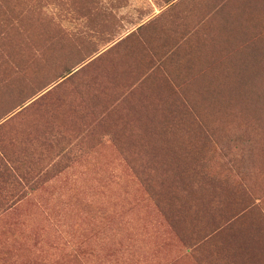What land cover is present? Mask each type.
Wrapping results in <instances>:
<instances>
[{"label":"rangeland","instance_id":"obj_1","mask_svg":"<svg viewBox=\"0 0 264 264\" xmlns=\"http://www.w3.org/2000/svg\"><path fill=\"white\" fill-rule=\"evenodd\" d=\"M130 1L111 12L0 0V155H25L35 180L0 212V264L263 260L245 256L264 245L261 122L256 134L253 123L231 121L227 99L205 101L179 85L174 65L124 82L128 54L107 49V37L158 13ZM252 28L259 32L244 29ZM235 63L243 64L219 68L231 80ZM11 167L22 170L19 161Z\"/></svg>","mask_w":264,"mask_h":264},{"label":"trees","instance_id":"obj_2","mask_svg":"<svg viewBox=\"0 0 264 264\" xmlns=\"http://www.w3.org/2000/svg\"><path fill=\"white\" fill-rule=\"evenodd\" d=\"M163 1L171 5L166 13L174 14L172 19L179 23L181 30L177 35V48L173 51V55L177 54V60L173 62L177 61L178 70L182 68L174 75L177 78L176 82L179 85H190L191 90L205 101L220 99L223 104L227 99L225 115L231 121L245 125L243 121L253 123L255 127L252 129L249 127V129L256 131L257 134L259 126L255 120L261 122V130L264 128V104H258L254 95L250 93H256L259 98H264V31L260 29L264 26V0ZM247 26L259 27V32H254V28L245 30ZM218 31L221 33L219 39L221 46L219 53L211 57L212 41L218 40ZM186 50L188 57L181 56V52ZM214 52L216 53L217 50ZM189 58L188 67L185 62ZM234 58L241 59L243 64L241 67L238 63L232 66L238 69L233 72V75L236 72L235 80H231L232 73L226 74L219 68ZM215 72L219 75L212 74ZM231 87L237 93H241L239 97L232 94ZM230 99H235V102L232 103ZM261 237L262 235H259L257 239L261 241ZM228 247L233 248L229 244ZM258 247L255 249L248 247L249 250L245 251V256L249 254L252 262L254 258L263 259L259 264H264V245L259 244ZM255 250L258 251L256 256L253 254ZM224 251H227L229 260H234L229 256L230 250L224 247Z\"/></svg>","mask_w":264,"mask_h":264},{"label":"crops","instance_id":"obj_3","mask_svg":"<svg viewBox=\"0 0 264 264\" xmlns=\"http://www.w3.org/2000/svg\"><path fill=\"white\" fill-rule=\"evenodd\" d=\"M59 3L57 7L59 10L63 9H84L93 11H114L126 10L127 0H117V2H108L106 0H69L68 3ZM127 2V3H126ZM140 2L146 3L155 7L158 13L150 16L146 20L139 23L134 30L120 35V33L110 34L107 38L112 39V44L107 49H114L117 53L122 52L124 55L127 52V59L125 63L131 68L122 76L123 81L136 82L140 84L151 73L157 69L165 73L164 68L174 65L177 67L176 53L173 51L177 48V35L181 31L177 21H173V13H166L171 5L165 4L163 0H131L132 3L138 4ZM146 50V55L143 51ZM105 51L98 52L93 59L101 57ZM122 55V57H123ZM125 57V56H124ZM115 61H119V56L114 57ZM166 62V63H165ZM21 158H27L21 155ZM19 156H12L11 159L2 154L0 155V212L3 208H10L14 203L13 198H19L25 191L30 190V186L35 183L31 178L33 171L27 174L24 170V162ZM22 164L21 171L14 170L11 163L17 162Z\"/></svg>","mask_w":264,"mask_h":264}]
</instances>
